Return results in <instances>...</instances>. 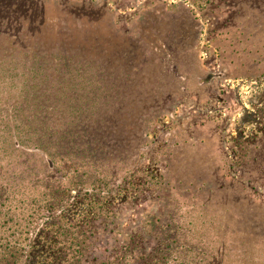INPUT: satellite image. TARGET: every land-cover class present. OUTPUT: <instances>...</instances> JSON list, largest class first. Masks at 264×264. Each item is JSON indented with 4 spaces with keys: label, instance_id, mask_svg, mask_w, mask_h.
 <instances>
[{
    "label": "rangeland",
    "instance_id": "374dc122",
    "mask_svg": "<svg viewBox=\"0 0 264 264\" xmlns=\"http://www.w3.org/2000/svg\"><path fill=\"white\" fill-rule=\"evenodd\" d=\"M0 145L28 264H264V0H0Z\"/></svg>",
    "mask_w": 264,
    "mask_h": 264
},
{
    "label": "trees",
    "instance_id": "16d2710c",
    "mask_svg": "<svg viewBox=\"0 0 264 264\" xmlns=\"http://www.w3.org/2000/svg\"><path fill=\"white\" fill-rule=\"evenodd\" d=\"M95 24L99 25L97 22H95ZM0 151V174H2V169H4L6 165L3 166V162L5 161L2 160L3 156H1V153L4 150L1 145ZM0 180H3L1 175ZM14 224H16V227L11 230L10 234H3L1 233L2 224L0 223V264H28V252L31 247L32 239L24 232L30 231L32 228L35 229L36 226H33L32 224L25 225L20 221L15 222ZM5 228L6 227L2 229ZM45 264L48 263L46 262Z\"/></svg>",
    "mask_w": 264,
    "mask_h": 264
}]
</instances>
